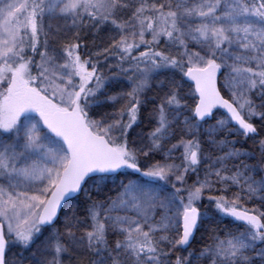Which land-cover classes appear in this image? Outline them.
I'll list each match as a JSON object with an SVG mask.
<instances>
[{"label":"snow or ice","instance_id":"1","mask_svg":"<svg viewBox=\"0 0 264 264\" xmlns=\"http://www.w3.org/2000/svg\"><path fill=\"white\" fill-rule=\"evenodd\" d=\"M0 264H264V0H0Z\"/></svg>","mask_w":264,"mask_h":264},{"label":"rangeland","instance_id":"2","mask_svg":"<svg viewBox=\"0 0 264 264\" xmlns=\"http://www.w3.org/2000/svg\"><path fill=\"white\" fill-rule=\"evenodd\" d=\"M207 195V194H206ZM205 202H206V198H205ZM198 239H199V237H198ZM194 246H195V244H194Z\"/></svg>","mask_w":264,"mask_h":264}]
</instances>
